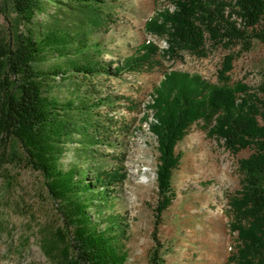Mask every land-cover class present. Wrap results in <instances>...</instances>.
Returning a JSON list of instances; mask_svg holds the SVG:
<instances>
[{"label": "trees", "instance_id": "obj_1", "mask_svg": "<svg viewBox=\"0 0 264 264\" xmlns=\"http://www.w3.org/2000/svg\"><path fill=\"white\" fill-rule=\"evenodd\" d=\"M9 1L15 17L8 33L0 32V167L18 163L45 179L62 216L54 233L61 243L57 263L127 264L129 259L130 224L115 205L128 177L131 125L112 113L129 99L103 88L101 77L152 70L161 56L204 58L222 48L228 53L216 82L172 69L147 104L152 119L147 115L145 121L159 151L148 262L164 264L172 251L158 229L176 196L173 175L183 157L177 146L201 123L232 154L251 150L238 160L240 188L229 199L236 243L228 261L264 264V71L256 88L230 77L236 57L250 51L255 40L264 42V0H169L171 7L145 24L167 47L146 40L116 65L100 59L103 47L96 34L105 30L108 9L120 0ZM47 3L58 8L59 24L35 22ZM49 55L59 60L45 67ZM58 87H67L66 93H57ZM69 150L74 155L64 163Z\"/></svg>", "mask_w": 264, "mask_h": 264}, {"label": "rangeland", "instance_id": "obj_2", "mask_svg": "<svg viewBox=\"0 0 264 264\" xmlns=\"http://www.w3.org/2000/svg\"><path fill=\"white\" fill-rule=\"evenodd\" d=\"M169 7V0H120L108 9L110 19L105 30L96 34L103 47L100 59L116 65L146 40L167 47L165 38L146 32L145 24L158 11ZM59 16L55 4L47 3L35 22L54 26L59 24ZM14 17L10 1L0 0L1 33H8ZM227 53L217 48L204 58L184 54L182 59L169 60L161 56L152 70L101 77L103 88L129 99L118 102L112 111L116 118L131 125L125 147L128 177L115 205V210L126 216L130 224L127 264H149L148 254L154 244L159 151L156 137L145 121L147 115L152 119L147 104L153 91L165 72L172 69L199 73L216 82L217 69ZM58 60L59 57L49 55L44 66ZM263 71L264 42L255 40L250 51L234 60L231 82L242 81L256 88ZM66 91L67 87L56 89L60 94ZM177 149L183 152V157L173 175L176 196L163 213L158 229L160 239L172 247L164 256V264H230L228 257L234 251L236 234L229 229V199L240 188L238 160L251 150L232 154L222 140L209 136L201 123L191 127ZM73 155L69 150L63 162H70ZM61 217L38 171L18 163L0 167V264H58L61 243L57 244L54 233Z\"/></svg>", "mask_w": 264, "mask_h": 264}]
</instances>
